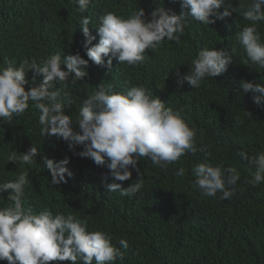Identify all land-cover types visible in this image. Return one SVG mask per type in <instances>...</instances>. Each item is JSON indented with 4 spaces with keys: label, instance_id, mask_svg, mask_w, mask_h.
Returning <instances> with one entry per match:
<instances>
[{
    "label": "trees",
    "instance_id": "1",
    "mask_svg": "<svg viewBox=\"0 0 264 264\" xmlns=\"http://www.w3.org/2000/svg\"><path fill=\"white\" fill-rule=\"evenodd\" d=\"M240 3L247 4L248 0H231L234 7ZM157 7L177 14L182 11L180 0H91L83 13L75 0H0V68L13 60L16 66L24 59L39 63L41 58L57 52L62 56L79 52L88 59L81 25L84 17L91 20L88 28L96 37L88 45L91 47L99 42L96 27L106 12L126 18L142 8L150 19ZM188 21L179 45L165 40L154 52L146 49L145 62L136 67L119 64L113 58L108 72L89 60L88 75L75 84L69 82L64 89L74 102L66 105L65 112L75 121L83 100L100 83H111L117 92L143 85L166 106L179 111L189 126L197 130V147L206 145L207 157L200 151L189 152L166 168L141 158L137 166L144 186L134 197H122L106 190V166H97L92 159L78 155L82 145L70 149L63 139L40 134V113L30 101L28 111L14 116L11 124L0 120V183L28 171L30 184L22 198L23 206L37 214L44 208L54 214L72 212L88 221V231L109 233L112 243L124 253L123 262L117 260L115 264H264V182L253 186L249 181L256 168L238 156L239 151L249 156L264 152V105H257L251 90L245 93L241 87V81L264 84V69L250 60L248 65L244 64L248 57L237 39L240 31L252 22L236 12L210 25L192 17ZM257 27L264 41V21L258 22ZM205 47L231 54L233 62L227 71L206 78L199 88H192L187 82L179 84L173 67L177 65L182 74L188 72ZM62 68L66 70L65 65ZM33 71L26 73V90L32 85ZM42 80L43 74L37 75L33 86ZM60 87L53 82L50 91ZM237 117L241 122H237ZM73 128L79 131L78 125ZM32 145L39 151L32 165L8 161L13 152L20 156ZM43 156L56 161L69 158L67 168L73 176L67 178L65 174L67 183H51ZM201 162L237 169L240 179L229 198L221 199L219 192L205 197L194 185L192 168ZM181 167L185 169L183 177L175 175ZM137 178L133 169L132 177L122 186L136 183ZM106 182H112L111 176ZM10 192H0V208L12 203L7 200ZM120 239L128 241L127 249L119 245ZM0 264L8 262L2 260Z\"/></svg>",
    "mask_w": 264,
    "mask_h": 264
},
{
    "label": "clouds",
    "instance_id": "2",
    "mask_svg": "<svg viewBox=\"0 0 264 264\" xmlns=\"http://www.w3.org/2000/svg\"><path fill=\"white\" fill-rule=\"evenodd\" d=\"M75 2L83 13L91 0ZM180 3L182 11L179 14L157 7L151 12L150 19L142 8L126 18L108 11L100 17L96 27L99 42L91 47L88 45L96 37L88 28L91 20L84 17L81 25L88 59L79 52L66 56L57 52L41 58L39 63L24 59L16 66L14 60L6 61L8 66L0 68V120L11 124L14 116H22L28 111L29 102H33L40 113V134L45 137L55 135L66 141L70 149L82 145L83 150L78 155L92 159L97 166H106L109 169L105 174L106 190L118 192L122 197H134L144 186L137 166L141 158L166 168L189 152L195 154L200 151L207 157V146L197 147V130L189 126L179 111L166 106L165 101L143 85H132L117 92L111 83H100L83 100L75 121L65 112L66 105L74 102L64 89L69 82L75 84L88 75L89 60L105 67L108 72H111L113 58L119 64L131 67L143 64L146 49L154 52L165 40L177 45L181 43L180 37L189 23L188 17L210 25L216 19H224L236 12L252 22L240 31L237 39L248 57L244 64L248 65L250 60L251 64L264 69V41L257 27L258 22L264 21V0H248L247 4L240 3L235 7L229 0L223 11L220 8L226 0H180ZM232 62L231 54L224 49L205 47L192 61L188 72L182 74L177 65L173 68L179 84L187 82L192 88H199L206 78H215L227 71ZM30 69L34 70L32 85L26 90V73ZM39 74H43V80L38 86H33ZM53 82L61 87L50 91ZM241 87L245 93L251 90L257 105H264V84L241 81ZM237 122H241L239 117ZM74 124L78 125L79 131L74 130ZM38 153L37 147L32 145L20 156L13 152L8 161L32 165ZM238 156L256 168L249 182L253 186L264 182V152L249 156L239 151ZM42 159L44 167L51 173L53 185L67 183V178L73 176L67 168L69 158L56 161L43 156ZM133 169L138 173L137 182L122 186V182L132 177ZM192 173L194 185L205 197H214L219 192L221 199L229 198L233 194V186L240 179L235 167L225 169L222 164L208 162L196 164ZM225 173L229 175L226 177ZM184 174L183 167L175 172L181 177ZM108 176L112 178L111 183L106 182ZM29 184L28 171H21L14 180L0 183V192L11 190L7 200L12 202L0 208V261L7 260L8 264H49L66 260L72 264L123 262L124 253L112 243V236L101 230L88 231L86 219L77 218L72 212L54 214L49 208L38 214L30 207L26 209L22 198ZM119 245L124 249L129 247L126 239H120Z\"/></svg>",
    "mask_w": 264,
    "mask_h": 264
}]
</instances>
